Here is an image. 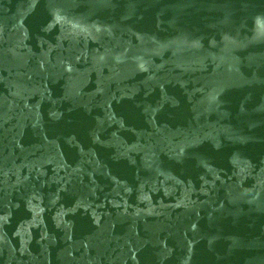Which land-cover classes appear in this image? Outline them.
<instances>
[{
	"label": "water",
	"instance_id": "water-1",
	"mask_svg": "<svg viewBox=\"0 0 264 264\" xmlns=\"http://www.w3.org/2000/svg\"><path fill=\"white\" fill-rule=\"evenodd\" d=\"M0 264H264V0H0Z\"/></svg>",
	"mask_w": 264,
	"mask_h": 264
}]
</instances>
